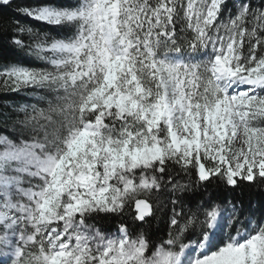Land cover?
<instances>
[{
  "label": "snow or ice",
  "instance_id": "snow-or-ice-1",
  "mask_svg": "<svg viewBox=\"0 0 264 264\" xmlns=\"http://www.w3.org/2000/svg\"><path fill=\"white\" fill-rule=\"evenodd\" d=\"M0 39L29 61L0 63L29 93L0 264H264V202L230 196L264 191V0H0Z\"/></svg>",
  "mask_w": 264,
  "mask_h": 264
},
{
  "label": "trees",
  "instance_id": "trees-1",
  "mask_svg": "<svg viewBox=\"0 0 264 264\" xmlns=\"http://www.w3.org/2000/svg\"><path fill=\"white\" fill-rule=\"evenodd\" d=\"M20 2H23V0H20ZM231 4L232 0H229V5ZM29 23H32L36 27H40V25L36 24L35 22L30 21ZM4 59L23 60L25 63L29 62L27 58L22 56V54H17L13 49L8 47L4 39H0V63H2ZM28 95L29 93H10L0 87V112H10L11 107L9 106L26 103V97ZM0 131H3V129H0ZM230 196L234 197L237 201L242 202L245 208H248L250 204L256 206L258 202H264V191H260L252 185H244L242 188L236 189L234 192L230 193ZM126 212L128 213L127 219L129 222H131L133 213L132 208L129 207ZM166 212L167 210L164 209L157 213V216L160 217V220L153 218L149 220L148 224H137L136 227L155 233L158 228L163 227L161 220L166 217Z\"/></svg>",
  "mask_w": 264,
  "mask_h": 264
},
{
  "label": "rangeland",
  "instance_id": "rangeland-1",
  "mask_svg": "<svg viewBox=\"0 0 264 264\" xmlns=\"http://www.w3.org/2000/svg\"><path fill=\"white\" fill-rule=\"evenodd\" d=\"M231 7V5H229Z\"/></svg>",
  "mask_w": 264,
  "mask_h": 264
}]
</instances>
